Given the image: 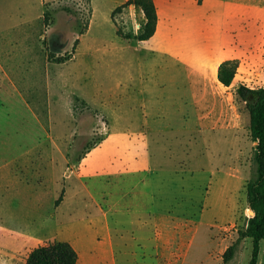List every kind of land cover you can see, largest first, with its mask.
<instances>
[{
  "label": "rangeland",
  "instance_id": "1",
  "mask_svg": "<svg viewBox=\"0 0 264 264\" xmlns=\"http://www.w3.org/2000/svg\"><path fill=\"white\" fill-rule=\"evenodd\" d=\"M259 2L160 4L159 33L206 56L182 63L132 37L144 21L128 6L1 2L0 264L51 241L81 253L111 241L119 264H249L251 238L222 255L253 215L254 142L235 89L264 83ZM224 57L236 66L227 87L214 75Z\"/></svg>",
  "mask_w": 264,
  "mask_h": 264
},
{
  "label": "trees",
  "instance_id": "2",
  "mask_svg": "<svg viewBox=\"0 0 264 264\" xmlns=\"http://www.w3.org/2000/svg\"><path fill=\"white\" fill-rule=\"evenodd\" d=\"M133 5L139 8L144 22L138 33L132 36L137 41L148 40L154 33L157 22L156 8L152 0H127L115 10ZM130 38V37H128ZM236 66L231 61H223L217 68V80L224 86H230ZM238 100L244 103L249 117L250 138L254 142L252 161L254 174L245 186V197L248 209L253 215L248 218L244 229L239 231L235 242L226 248L222 255L223 262H228L236 250L238 242L243 238L253 240V250L249 264H255L258 243L264 240V83L261 87L250 88L244 84L235 89ZM61 197L55 201L58 204ZM77 253L66 241H51L37 245L26 254L23 264H76Z\"/></svg>",
  "mask_w": 264,
  "mask_h": 264
},
{
  "label": "crops",
  "instance_id": "3",
  "mask_svg": "<svg viewBox=\"0 0 264 264\" xmlns=\"http://www.w3.org/2000/svg\"><path fill=\"white\" fill-rule=\"evenodd\" d=\"M3 1H18L21 5L20 9H26L29 7V5H31L33 3V0H0V5L1 2ZM99 3H102V0H97ZM127 0H104V2L107 4V6H113V5H122L123 3H125ZM155 8H156V15H157V22H156V28L155 31L153 33V35L145 41H141V44H149V42H153V45H149L147 46L145 49L147 52L153 54V55H162V56H166L169 59H171L172 62L174 63H182L184 62L185 59H193V60H197V61H203V59H205L206 56L202 55L201 53H199L198 51L192 50L190 51V46H184V41L178 37H171L169 38L170 35L164 36L162 33H159V25H160V16L158 13V9H159V5H165L167 8H175V6H179L182 5L184 3L183 6L185 7L186 5H192V7H196L197 9H208L210 7H224L223 9H225L226 7H236V8H243V9H257L260 3L263 2H259V0H152ZM263 7V6H261ZM1 8V6H0ZM128 8L130 10H134L136 12V10L139 11L138 14V18L139 21H144V16L142 11L139 8L134 7L133 5H129ZM171 14L170 13H166V17H169ZM183 19H188L189 16H183ZM168 25V24H167ZM140 27V26H139ZM167 27H170V25H168ZM159 34V35H158ZM223 41V39H220L218 42V47L219 44H221ZM192 51H194V53H192ZM197 52V53H196ZM219 51L217 49V51L211 54L212 57H215L217 55H219ZM211 57V56H209ZM225 58V57H224ZM222 60V62L225 60L227 61V57ZM221 62V63H222ZM220 63H218L215 67V78L216 81L222 85L218 80H217V68L219 66ZM193 71L198 72L199 69L197 68H192ZM234 80V78H233ZM223 87H227L222 85ZM117 202H114L112 204V206H110V208L112 209V207L116 208ZM113 208V209H115ZM128 208V207H127ZM110 210V209H109ZM114 212V210H112ZM111 212V211H109ZM152 215V214H150ZM148 215V216H150ZM153 215H158L159 214H153ZM144 222V221H143ZM141 222L140 225L143 226L144 223ZM144 227V226H143ZM146 228V227H145ZM138 240H144L142 237L137 238ZM67 242V241H66ZM76 251L77 253V262L76 264H83V261L86 260L88 263L87 264H119V260L118 257L122 254L120 249L118 248L115 249L114 245L112 244V242L110 241L109 244H107L105 247H97L94 245H88L85 244V246L87 247V252L85 251V253H81L79 252V248H77L75 245H73L72 243L68 242ZM145 245V244H144ZM143 245V247H144ZM83 247V246H82Z\"/></svg>",
  "mask_w": 264,
  "mask_h": 264
},
{
  "label": "flooded vegetation",
  "instance_id": "4",
  "mask_svg": "<svg viewBox=\"0 0 264 264\" xmlns=\"http://www.w3.org/2000/svg\"><path fill=\"white\" fill-rule=\"evenodd\" d=\"M52 45H53V42H52V41H50V42H49V47L51 48V47H52Z\"/></svg>",
  "mask_w": 264,
  "mask_h": 264
},
{
  "label": "water",
  "instance_id": "5",
  "mask_svg": "<svg viewBox=\"0 0 264 264\" xmlns=\"http://www.w3.org/2000/svg\"><path fill=\"white\" fill-rule=\"evenodd\" d=\"M249 213L252 215L253 214V212L249 209Z\"/></svg>",
  "mask_w": 264,
  "mask_h": 264
}]
</instances>
